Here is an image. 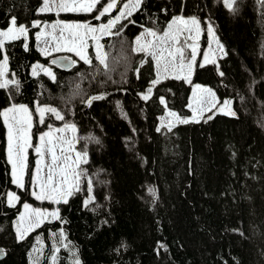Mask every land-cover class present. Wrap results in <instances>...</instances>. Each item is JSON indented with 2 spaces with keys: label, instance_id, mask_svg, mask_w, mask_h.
Segmentation results:
<instances>
[{
  "label": "trees",
  "instance_id": "obj_1",
  "mask_svg": "<svg viewBox=\"0 0 264 264\" xmlns=\"http://www.w3.org/2000/svg\"><path fill=\"white\" fill-rule=\"evenodd\" d=\"M42 1L0 0V28L15 17L28 29L27 39L7 40L0 49V59L8 58V80L19 82L18 90L0 88V113L11 101L54 106L64 119H46L76 125V148L87 153V162L78 168L79 191L57 203L58 218L45 219L18 240L14 220L22 204L38 202L29 194L33 145L48 124L32 127L20 188L12 182L0 115V264H33L29 254L38 239V264H50L54 252L53 264H264V2L236 0L233 11L223 0H143L111 29L122 30L119 36L100 38L106 69L90 49L91 64L70 55L75 64L68 68L51 62L65 53L40 52L33 22L56 18L38 11ZM192 14L214 26L225 53L218 65L196 61L189 82L160 79L143 99L155 72L151 56L132 50L136 34L161 31L174 16ZM57 15L98 20L89 12ZM35 61L49 65L56 80L44 72L33 76ZM192 83L214 89L218 102L231 100L236 115L216 112L171 130L159 125L165 106L190 115ZM94 96L103 98L89 104ZM88 180L93 199L85 206ZM8 189L19 198L11 205Z\"/></svg>",
  "mask_w": 264,
  "mask_h": 264
},
{
  "label": "snow or ice",
  "instance_id": "obj_2",
  "mask_svg": "<svg viewBox=\"0 0 264 264\" xmlns=\"http://www.w3.org/2000/svg\"><path fill=\"white\" fill-rule=\"evenodd\" d=\"M143 0H129V3L124 4L123 8L120 10V14L116 16L114 19H110L107 24H101L99 26V31L103 35H120V31L118 30L115 33L111 32V29L116 26L119 21L125 17V16H131L132 11H135L137 8H139L142 4ZM264 2V0H262ZM99 3V0H60L58 4L56 3H50V0H44L43 6L39 9V11H51L53 7H58L61 11H86L91 12L94 7ZM236 3V0H225V5L227 8L235 11V8L233 5ZM117 0H110L109 3H107L103 9L100 11V15L96 17V19H99L100 16H103L105 13L110 12L114 7H116ZM34 26L38 24L39 22H33ZM60 26V32H61V39L64 41L63 45L57 44L56 51H60L62 48L66 49L67 51H74L76 54L86 63L91 64V61L88 59L87 55L83 51L84 47L86 46V40L85 37L89 34H91V38L96 41V57L95 59L99 62L100 65H103L106 69L108 67L107 59L108 54L103 51V45L99 44V37L94 35L97 31L96 28L90 27L87 24H66L63 22H58ZM184 25L185 27H188L189 25L193 26L195 30L199 31V22L195 17L189 18L185 20L183 17H174L173 21L169 24V29L173 28V25ZM53 29L57 27V25H52ZM183 29L176 27L174 31H166L163 36H157L154 31L151 29H146V33L149 36L156 37V42L148 41L143 42L141 36L136 37L135 41V47L132 49L134 52H145L148 53L149 49H153L151 52V55L156 60L157 63V79L152 81V86H155L160 82V64L161 60L164 59V52L167 51L168 57H171L172 59L165 60V67L164 71H167V64L172 63L173 66H175V60L177 56L180 59V69L183 71L185 64H184V52L182 48L175 47V42L177 40V35L180 31ZM209 34L213 35L211 27H209ZM68 32L69 35L67 39L64 37V33ZM27 33L28 29L25 27V25L20 24L17 26L16 18L12 17L10 20V26L7 30L0 31V49L3 48L5 41L7 40H16L19 39L21 36L25 37L27 39ZM47 33H37V39L39 40L42 35H46ZM171 41L172 43H169ZM218 43V41H217ZM25 50L28 49L27 43L24 45ZM156 49L159 50V54L157 53ZM170 49V50H169ZM220 50L223 51V46L220 45ZM44 55H48L47 49L41 50ZM196 55V47L195 45L192 46V61L195 60ZM7 56L4 57V60L0 62V77H3L5 73L8 71L7 69ZM61 59L69 60V64L65 65L66 67L71 66L72 64H75V61H71L70 58L64 57ZM192 61H189L187 64V67L189 69V74L192 66ZM56 61H53L55 63ZM211 61L208 60L207 55H205V63H209ZM203 65H201L202 67ZM40 69L44 72V74L48 75L53 81L56 80L55 75L52 73V71L49 68L43 67L41 65H33V71L32 75L36 76L37 69ZM222 75V73H221ZM176 79H180L181 77L177 75L175 77ZM184 79H188L187 76L184 77ZM9 85H13L19 87V82L16 80H8L5 79L3 82H0V88H7ZM197 88L200 86L197 85ZM151 87L148 89V93H151ZM202 91L211 93L210 89H203ZM214 95V94H213ZM101 96H94L91 97L88 100V103L90 104L92 100L96 99H102ZM143 99L147 100L149 96L147 94L142 96ZM164 102L163 97H161V103ZM196 102L203 103V98H199ZM231 104L230 101H224V107L227 108V114L235 116L236 113L231 110L229 107ZM191 107V105H190ZM215 107V105H213ZM37 112L40 114V122H44V115L45 113H52L55 115L56 119L63 120L64 117L57 111V109L52 108L50 106H39L37 108ZM194 117L196 113V109H193ZM9 113H12L11 120L13 123H9ZM0 115L4 116L5 123L8 124V140H9V148H8V154H9V161L12 163V176H13V183L16 184L20 188H24V182H23V169H24V151L25 147L28 146V137L26 135L17 136L14 135V126L20 125L23 127V125H27L28 128H31V114L29 113L28 107L26 105H15L13 104L10 108L5 109ZM172 116H176V113H170ZM179 123H189L188 119H180L177 117ZM208 119H212L211 116L208 117ZM51 127V126H49ZM66 129H70L72 131H75V125L72 124H66ZM169 130H171V125H169ZM19 131V130H17ZM56 131H64V129H58ZM157 131H160L158 128ZM45 138L47 140L45 141ZM42 142H46L48 144V152L52 155V161L53 165H56L57 160L59 159L54 151V146L52 144V141L54 139L52 132H46L40 137ZM14 143V142H17ZM16 148V156H13V149ZM38 153L41 152V148L38 147L36 149ZM86 153H76L75 160H71L70 157L64 156L63 160L64 163L61 165H58V175L60 179H57L54 181L53 179V173L56 171V168L50 165L48 167V173L46 180L43 182L40 179L39 176V170L37 171V175L33 177V183L39 188V191H33L32 195L37 200H57V197L59 199H62L64 203H67V198L71 195H73V189L76 191H79V173H77L74 169V165H79L81 161L87 162L86 160ZM91 182L89 183V192L91 193ZM149 191H153L150 189ZM9 204L11 205L13 201L19 199L15 193H9ZM93 197H89L88 200L85 201V206H87ZM57 202H59L57 200ZM24 208L27 211V216L25 213H21L20 216V223L17 226L16 232H17V239L18 240H24L25 237L28 235V233L36 227H39L45 219H47L49 216L53 218H58V210L48 212L47 210H41L39 208H31V206L27 203L24 204ZM27 225V227H25ZM62 235V233H61ZM58 250V249H57ZM3 250L0 249V255H3ZM55 260V256L52 258ZM75 264H80L79 260L77 259L75 261Z\"/></svg>",
  "mask_w": 264,
  "mask_h": 264
},
{
  "label": "rangeland",
  "instance_id": "obj_3",
  "mask_svg": "<svg viewBox=\"0 0 264 264\" xmlns=\"http://www.w3.org/2000/svg\"><path fill=\"white\" fill-rule=\"evenodd\" d=\"M223 1L225 3V0H223ZM59 2H60V0H50V3L58 4ZM77 2H79V0H77ZM109 2H110V0H105L103 2H101V0H99V3L96 5V7H94L93 10L89 13L91 14L92 17L96 18L97 16L100 15V11L103 9V7ZM117 2H118V0H117ZM127 3H129V0H122V2H120L118 7L116 4V7H114L110 11V12H112V11H114V12L105 13V14H110L107 19H103L102 16H100V18L97 21L62 18V17H59L57 14L62 13V12H86V11H61L58 7H53V9L51 11L56 14V18L50 19V20H45L42 22H40L39 20L34 21V22H39L37 24L39 31L36 32V34L40 33V32H43V33L50 32V33H47L46 35H42L39 40L37 39L36 44H37L38 49L40 50L41 53H42V51H41L42 49H47V52L49 53L48 55H52V54L58 53V52H63V53L65 52V54L73 55L76 59L80 58L76 54V52H74V51H67L64 48H62L60 51L55 50L57 47V44L63 45V43H64V41L61 39L60 26H59L58 22H63L66 24H87L90 27L96 28L97 31L94 35L99 37L98 42L101 45L100 38L102 36H105V35H103L99 31V26L101 24H107L110 19H114L116 16H118L120 14V10L123 8L124 4H127ZM43 4H44V0L42 1V4L38 7V11L43 6ZM44 12H49V11H44ZM127 17L128 16H125L122 19L127 18ZM174 17H183L185 20L192 18V17H195L197 19V21L199 22V31L197 32L195 30V28L191 25H189L188 27H185L182 24L173 25V28L169 29V24L173 21ZM174 17L165 25V27L161 31H157V30L152 29V28H142L136 34V36L134 38V47L136 46L135 41H136V37H138V36H141L142 41L145 43L148 41H153L154 43L156 42V37L147 35V33L145 31L146 29H151L152 31H154L156 33L157 36H163V34L166 31H174L176 27L183 29L182 31H180L178 33L177 40L175 42V47L182 48L183 52H184L185 67H184L183 71H181V69H180V66H179L180 65V59L178 56L175 60V66H173L172 63H168L167 64V71H164L165 60L170 61L172 59L171 57H168L167 51L164 52V59L161 60L159 71H160V79H162L166 76H175L176 77L177 75H179L183 79L185 76H187L188 79H184V80L189 82L191 79L192 71L194 69L196 61H198L199 64H204L205 63V55H207L209 61L215 62L218 65V59H219V57H221L225 53V49H224L223 43L220 41V39L216 35L214 26L209 21L206 20L204 23V26H203L201 20H199V18L194 14L186 15V16L176 15ZM52 25H57L55 30L53 29V27H51ZM9 26H10V23L7 27L0 28V31L7 30L9 28ZM209 27H211L213 35L209 34V31H208ZM203 29L205 30L206 38H204V36H203ZM51 31L53 32L52 36L50 35ZM36 34H35V37H37ZM63 35H64L65 39H67L69 33L65 32ZM203 38L205 41L204 45H202ZM85 40H86V46L84 47L83 51L85 52V54L87 55V57L89 59L88 49H90L93 52V54L96 56V43L97 42L91 38V34L87 35L85 37ZM217 41H218V43H217ZM169 43H172V42L169 41ZM193 45H195V47H196V55H195L194 61H192V46ZM220 45L223 46V51L220 50ZM152 51H153V49H149V52L146 54L151 56V58L153 60L154 72H155V78L153 80H155V79H157V63H156V60L151 55ZM156 51L159 54V50L156 49ZM3 60H4V57L0 59V62H2ZM189 61H192L190 74H189V69L187 67V64ZM33 65H41V66L49 68L51 70V67L49 65L41 63L39 61H35L30 65L29 71L31 74L33 71ZM38 72H43V71H41L38 68L37 73ZM5 79H8L7 72L5 73V75L3 77H0V82H3V80H5ZM152 81H151L150 85L146 88V90L141 94L142 96L145 94H147L149 96L148 89L150 87L152 89ZM197 85H199L200 87L197 88L196 87ZM203 89H210L211 93L202 91ZM199 98H203L204 102L203 103L196 102ZM224 101H230L231 102V100H224ZM224 101L218 102V97H217L214 89H212L211 87L204 85V84H201V83H192L191 92H190V96H189V108L191 110L190 115L189 116H181L176 111L169 109L168 107L165 106L164 112L162 114H160L158 117V123L161 126H169V125L179 123L177 117H179L180 119H188V120H194L195 121V120L201 119L203 116L209 117V116L215 114L216 112H221V113L227 114L228 110H227V108L224 107ZM13 104H15V105H26L28 107L29 113L31 114V128H28L26 124L23 125V127H21L20 125L14 126V135H17V136L26 135L28 137V146L25 147V151H24V157H25L24 165H25L27 150L32 145V143H31L32 127H33L35 122L38 126L43 124L40 122V114L37 112V108L39 106H50L52 108H55V107L50 105V104H43V103H37V102L34 103L33 107H30L28 104H26L24 102H12L11 101L10 103H8L7 105H5L2 108L1 113L5 109L10 108ZM190 105H191V107H190ZM213 105H215V107H213ZM229 107L231 108V110L233 112L236 113L235 109L233 108L232 102H231ZM193 109H196V113H197V114H195L194 119H193V117H194ZM57 111H58V109H57ZM170 113H176V116H172V115H170ZM46 116H48V117L51 116L53 119L57 120L54 114L45 113L44 122H46L48 125L44 129L39 130L37 132L36 143H35V145H33V152H35L37 154V156H36L35 167H34L33 172H32V180H31V185H30V189H29V194L38 202L33 203V202L25 201L22 204V209H21L20 213L17 215L16 219L14 220V230H15L16 236H17L16 229L20 223L21 213H25V215L27 216V211L24 208L25 203L29 204L31 206V208H33V209L39 208L41 210H47L48 212H52V211H57V203H58L57 200L63 201L62 199H59V197H57V200H47V199L46 200H37L32 195L33 191H39V188L33 183V177H35L37 175V171L39 170V176H40L41 181L43 182L44 180H46L47 173H48V167L50 165H52L53 167L56 168V171L53 173V179L55 181L57 179H60V177L58 175L59 169L57 166L64 163V160H63L64 156H68L71 158V160H75L76 153H82V154L86 153L85 151H81V150H78L76 148V143H75L76 142V140H75L76 125L74 123L67 122V121L54 123V122L46 119ZM11 117H12V113H9V123H13V121L11 120ZM2 119H3V122L5 124V128H6L5 149H6V156H7V159L9 161L8 124L5 123V119H4L3 115H2ZM66 124L75 125V131H72L70 129H66L65 128ZM49 126H51V127H49ZM58 129H64V131H62V132L56 131ZM17 130H19V131H17ZM50 131L52 132V135L54 137V139L52 141V144L54 146V151H55L56 156L59 158L56 162V165H53L52 155H51V153L48 152V144L46 142H42L40 139V137L44 133L50 132ZM46 140H47V138H45V141ZM14 143L18 144V141L14 142ZM38 147L41 148L40 153H38L36 151V149ZM13 156L14 157L16 156V148L15 147L13 149ZM86 159H87V155H86ZM82 162L83 161H81V163ZM9 164H10L11 176H12V171H13L12 163L9 161ZM79 165H74V169L77 173H79V169H78ZM24 168H25V166H24ZM79 179H80V173H79ZM12 181H13V176H12ZM23 181H24V169H23ZM87 182H88V194H87L85 200H88L90 196L92 197V191H91V193L89 192L90 181L88 180ZM9 193H15L16 194V192L11 190V189L7 190L8 203H9V198H8ZM16 196H17V194H16ZM15 202H16V200L13 201V203H15ZM48 219H53V217L49 216ZM25 227H27V225H25ZM61 241L60 242L62 245L65 241H64V239H61ZM42 249H43V242L40 239H38L36 241V243L33 245V247L31 248L30 254H29V258L33 264H38V261L41 257V254H42ZM55 251H56V249H55ZM54 253H53L52 257L50 258L51 259L50 264H53V262H55V260H56V257H55V260L52 259L53 256H55Z\"/></svg>",
  "mask_w": 264,
  "mask_h": 264
},
{
  "label": "water",
  "instance_id": "obj_4",
  "mask_svg": "<svg viewBox=\"0 0 264 264\" xmlns=\"http://www.w3.org/2000/svg\"><path fill=\"white\" fill-rule=\"evenodd\" d=\"M64 57L70 58L71 61H74L73 58L71 56H69V55H56V56H53L51 58V62L53 63V61H56L53 64H55V65H57L59 67H62V68H68L70 66L66 67L65 65H68L70 61L69 60H65V59H61V58H64ZM0 249H2L3 253H4L3 255H0V259H1V258L4 257L5 252H4L3 247L0 246Z\"/></svg>",
  "mask_w": 264,
  "mask_h": 264
},
{
  "label": "crops",
  "instance_id": "obj_5",
  "mask_svg": "<svg viewBox=\"0 0 264 264\" xmlns=\"http://www.w3.org/2000/svg\"><path fill=\"white\" fill-rule=\"evenodd\" d=\"M37 25V24H36ZM39 31V30H38ZM37 31V32H38ZM47 33H50V32H47ZM51 36L53 35V32L51 31V34H50ZM35 39H36V41H37V37H35ZM65 53V52H64Z\"/></svg>",
  "mask_w": 264,
  "mask_h": 264
}]
</instances>
